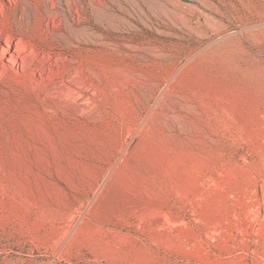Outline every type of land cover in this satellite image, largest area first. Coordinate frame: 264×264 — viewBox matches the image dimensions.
<instances>
[{
    "label": "rangeland",
    "instance_id": "1",
    "mask_svg": "<svg viewBox=\"0 0 264 264\" xmlns=\"http://www.w3.org/2000/svg\"><path fill=\"white\" fill-rule=\"evenodd\" d=\"M53 1L0 76V264H264V0Z\"/></svg>",
    "mask_w": 264,
    "mask_h": 264
},
{
    "label": "bare ground",
    "instance_id": "2",
    "mask_svg": "<svg viewBox=\"0 0 264 264\" xmlns=\"http://www.w3.org/2000/svg\"><path fill=\"white\" fill-rule=\"evenodd\" d=\"M45 4L46 0H0V76L9 71L5 63L25 74H37L38 54L55 50V40L46 34Z\"/></svg>",
    "mask_w": 264,
    "mask_h": 264
}]
</instances>
